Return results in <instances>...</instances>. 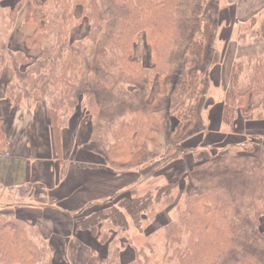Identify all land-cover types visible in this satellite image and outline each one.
Instances as JSON below:
<instances>
[{"label":"trees","instance_id":"trees-1","mask_svg":"<svg viewBox=\"0 0 264 264\" xmlns=\"http://www.w3.org/2000/svg\"><path fill=\"white\" fill-rule=\"evenodd\" d=\"M205 1H33L25 17V24L34 27V32L26 38V48L42 50L33 61L25 55L27 50L0 53V72L11 66L17 76V83H10L8 87V97L14 103L26 98L44 104L49 101L46 105L58 150L62 114L76 108L80 100L86 98L82 94L92 93V102L100 109L94 112L89 99L95 134L91 140L94 148H98L94 139L102 145L103 157L111 168L128 171L152 164L157 159L163 160L165 165L176 155L171 156L172 149L163 151L162 136L167 132L170 142H181L186 139L192 123L199 119L197 102L206 86L198 65L204 62L215 24L202 17ZM76 7L81 8L91 26L84 39L70 41L65 24ZM15 10L11 9V13L15 14ZM262 13L259 26L260 35L264 37V10ZM256 18L250 20L251 25L257 23ZM58 19L62 26L57 47L45 48L57 33ZM102 29L106 37L103 49L111 57L97 68L102 77L108 76L101 88L106 93V103L101 99L105 96L102 97L99 82L87 84L88 80L85 81L89 92L81 88L83 81L80 80L83 71L90 70L84 60L85 42L92 41L95 31ZM140 31L145 33L150 46V66L135 58ZM178 53L180 64L175 69L172 60ZM263 55L240 58L232 66L223 110V122L232 130L239 117L264 120ZM243 64H248L246 70L256 64L245 79H242ZM45 66L49 67L47 74H44ZM30 74L35 78L33 84L26 81ZM153 78L158 82L154 94L152 88L156 82ZM120 83L126 89L118 95L116 87ZM35 91L39 93L36 95ZM8 143L0 127V152H6ZM184 181L186 185L181 195L186 192V197L182 204L177 203L174 195L179 183L170 181L160 186L155 196L131 194L114 203L117 196L114 194L83 210L75 219V231L89 233L107 246L104 257L96 256L97 250H92L96 256L94 264H123L124 245L114 232L118 235L126 232L130 218L141 233H146L143 220L148 218L154 222L165 210L167 221L162 230L169 264H264L263 157L260 158L251 146L244 147L241 153L227 151L214 159L194 163ZM172 206L178 210L175 218L169 216ZM104 227L107 228L105 232ZM32 232L40 233L39 227L30 220L0 213V264H53L52 260L43 259V249L38 251L43 243L36 241ZM145 236L148 238L150 233ZM149 250H152L150 243H146L128 264H150Z\"/></svg>","mask_w":264,"mask_h":264},{"label":"crops","instance_id":"crops-1","mask_svg":"<svg viewBox=\"0 0 264 264\" xmlns=\"http://www.w3.org/2000/svg\"><path fill=\"white\" fill-rule=\"evenodd\" d=\"M35 1L42 3L44 0ZM228 7L232 8L231 11L226 10ZM242 7L245 9H242L244 14L242 11L243 15L240 17ZM249 8L252 14L257 15L259 9H264V0H230L224 6L218 5L219 12L210 42L211 45L219 40L225 44L231 43L233 51L231 49L228 53L222 52L223 60L218 61L216 65L230 64L231 70L235 58L251 55L246 52L250 47L242 48L239 38L234 36L236 27L249 17L246 16ZM25 17L23 24L31 29V33L25 37L26 41L34 29L25 24ZM15 32L16 30L11 33L9 46ZM25 41L23 46L20 44L14 47L12 43L13 51L26 50ZM253 49L256 51L257 48ZM206 59L208 58L205 55ZM13 78L12 68L4 67L1 70L0 127L9 143L6 152H0V210L13 211L16 217L32 221L42 231L43 228L52 230V235L47 238L51 247H57L62 242L66 246L65 243L78 239L79 233H75L76 217L90 205L110 199L112 195L119 194L122 190L125 191L129 181L124 177L128 175L132 178L133 181L130 183L133 184L137 179L131 172L135 171L128 170V173L112 171L106 162L100 161L96 164L94 154L89 151L81 152L79 154L81 160L76 161L67 146L70 142L67 134L74 138L71 131L78 132L77 125L74 126V115L70 119L71 131L69 128H62L61 146L57 150L46 103L36 102L34 106L31 98L14 103L8 97V87ZM216 87L221 89L209 88L207 96L209 101L204 107L202 120L199 121L203 128L190 133L187 138L196 143L179 154V158L184 160V165L190 168L196 162L210 160L208 156L206 159L202 157V153L210 150L218 153L221 150L226 152L240 149L237 153H241L244 146L249 145L258 156L260 154L261 157L264 156V120H245L239 117L234 130L230 129L223 122L226 88H222L221 85ZM205 100L206 98L204 102ZM212 139H215V142H209ZM88 140L89 134L88 137L85 136L82 144H88ZM95 167L97 168L93 169ZM261 226L264 230V217Z\"/></svg>","mask_w":264,"mask_h":264},{"label":"rangeland","instance_id":"rangeland-1","mask_svg":"<svg viewBox=\"0 0 264 264\" xmlns=\"http://www.w3.org/2000/svg\"><path fill=\"white\" fill-rule=\"evenodd\" d=\"M33 1L36 2L35 0H0V53H6L8 51H13L12 49L13 47L11 45L12 43L14 47L18 45L20 46V44L21 46L24 45L25 37L31 33V29L27 28L23 24L24 17H25L26 11L28 10L27 8H28L29 3ZM38 1H42V0H38ZM229 1L230 0H206L202 17L205 19V21L207 20L208 21L214 20V22L217 21L216 17L219 12V10L217 9L218 5L224 6L225 4L229 3ZM243 7L240 9V13H239L240 17H242V15L244 14L243 10L245 8L243 9ZM13 8L14 10L16 9L15 14L11 13V9ZM231 9L232 8L228 7V9L226 10L231 11ZM263 10L264 9H259V13L256 15L254 13L252 14L251 9L249 8V13L246 15L249 17L245 18L244 21H241L243 23L240 22L241 23L240 26L236 27V30L234 31L235 32L234 36L236 38H239V42H240V45H242V48L250 47V49H247L246 52L247 54L251 53V55L239 56L235 58L234 62L243 57H251V56L255 57L256 55L264 54V37L260 35V26H259L262 21V17H263L262 11ZM242 11H243V14H241ZM40 15L42 16L43 12H41ZM107 15H109L108 12H107ZM254 15L257 17L256 18L257 23L255 25H251L250 20L254 17ZM13 17H14L13 22H10V19ZM104 23H107V22H104ZM57 25L58 27L56 28V31H55L57 33H55L50 39V41L46 43L45 48L48 46H53V45H55V48L57 47L56 42L57 40L60 39V36L58 33L61 32L60 28L62 26V22L59 19H58ZM65 25H66V30L68 29L67 36H68V39H70V41L84 39V37L89 33L90 26H91V24L85 18L84 13L82 14L80 7L75 8L74 14L72 13L71 19H68ZM103 26H105V24H103ZM31 28L34 29V27H31ZM15 30H16L15 36H14L13 41L10 44L11 46L10 47L9 39H10L11 33ZM212 32H213V29H212ZM94 35H95L94 38H91L93 42L92 41L85 42L87 45H90V46H87L85 44L86 51L84 53L85 63L87 62L90 70L85 69L83 71V74L80 77V80L83 81V84H81V88L83 90H89L88 87L85 88V86L87 85L84 82L87 80H88L87 84H89L90 82L92 83L99 82L98 86H99L100 92H102V97L103 95L105 96V98L103 97L101 99H103V103H106L107 101L106 93L103 92L101 88H102V81L106 80L108 76L102 77L101 71L99 72L97 68L99 64L109 62L111 57L108 56V54L105 53L103 49L104 47L103 43H105V40H106V37H104L105 36L104 29L96 30ZM211 35H210V39L212 37ZM208 48L209 49H207V53L205 54L206 58L208 59L206 60L204 59L205 63L203 62L202 64L198 65V68L201 70L200 72L202 73L203 81L206 86L204 95L197 102V109L199 108V119L192 123L191 129L189 130L188 134L185 135L186 139L189 137L190 133L196 132L197 130H200L201 128H203V126L200 124L199 121L202 120V114H204L205 112L204 107L209 101L207 97L209 95V88L210 89H221V87H216V85H221L222 88H227L229 85V81L231 79L232 67H231V70H229L230 64L221 63L222 65L221 66V65H216V63L218 61L221 62V60H223L221 56L222 52L228 53L233 48L232 44L231 43L230 45L228 43L225 44L224 42L219 40L218 42L215 41L212 45H211V42H209ZM253 48H257L256 51H254ZM26 50H27L26 52L27 54L25 53V55H27L33 61V58H37V56L39 55L38 53L39 51L42 50V48H33L32 50H28V48H26ZM178 55L179 53L175 55L174 60H172L173 67L175 69L180 64V59H178ZM135 58L142 61V63L145 66L152 65V55L150 51V46L146 43V36H145V33L142 31L138 33ZM8 61L11 62V64L13 65V62L11 61L10 57L8 58ZM234 62L232 63V66ZM243 65L245 68V73L242 74L243 75L242 79H245L246 75L252 73V71L255 69L256 64H254L249 70H246L248 67V64H243ZM31 69L32 67L30 68V70ZM48 70H49V67L45 66L44 74H47ZM97 71L99 73H97ZM27 79L28 77L26 78V81H30L29 82L30 84L34 83V79H35L34 75L30 74L29 80ZM153 81L156 82L155 78H153ZM16 83H17V76H16V71H14V78L12 79L11 84L14 85ZM157 83L158 82H156V85L154 86V88H152V94H154V92L158 90ZM18 86L21 87V85H18ZM125 89H126V86L120 83L116 87V93L119 95L123 93ZM89 92L91 91L89 90ZM38 93H39L38 91H35L36 95ZM82 95L83 97H86V98H83V100L81 99L80 103L77 105L76 108L70 109V111L66 113H63L62 111L60 113V115L63 113L61 116V120H60V124L62 128H69L70 130V127H69L70 119L74 115V118H73L74 126L77 125V129H78V132L74 130L73 131L70 130L73 133L74 138L70 137L67 134V138L70 141L69 144L67 145L68 149L70 150L71 154H74L76 161L81 160L79 157V154L81 152L89 151V153L91 152L94 154V160L96 164L100 163V161L105 162V159L103 157V152H102L103 151L102 145H99V143H97V141L94 139L95 144L98 147V148H94L92 140H91L92 136H95V134H94L93 123H92V112L88 106V101L89 99L91 102L93 101L92 99L93 94L90 93V94H85V95L82 94ZM205 98L206 100L204 102ZM108 100H110V98H108ZM47 102L49 101H45V103ZM35 104H36V99L33 98L32 105L35 106ZM92 106L94 108L93 109L94 112L97 113L100 108L96 107L94 102H92ZM88 134H89V140L87 142L89 143L82 144L85 140V136L88 137ZM162 139H164L163 151H165L166 148L172 149L173 151L171 153V156L176 155V157L173 160H170L169 162H167L165 165L163 164L164 162L163 160L157 159L158 161L152 164H148L146 166H142L136 169H131L130 171H135L131 173L132 175L136 177L137 181H134V183L132 184V182L130 183V181H133L132 178L128 177V175L127 177L122 176L126 179V181H129L127 182V187L129 189L126 187L125 191L122 190L121 192H119V194L117 193L114 203H116L122 197L131 195V194L136 195V196H143L145 194L151 193L155 196L157 189L160 188V186L166 183H169L170 181L179 183V188H177L176 193L174 195L177 197V200H178L177 203L182 204L184 202L185 197H186V192L183 195H181V189L182 187L183 189L185 188L186 181H184V179H185V175L188 174L190 167H188L187 163H186L187 166L184 165L183 163L184 160L182 158H179L180 156L179 154H181L182 150L193 145V143H196V142H193L194 140H188V139L187 141H185L186 139H184L181 142L172 143L168 139L167 132L162 136ZM214 140L215 139H212V141H209V142H215ZM76 145L78 148H76ZM248 146L249 145H245L244 147H248ZM75 149H78V151L76 152ZM238 150L240 149H231L229 152L230 153L240 152ZM223 152L225 153L224 150L223 151L221 150V152L219 151L218 153H216L215 150H210L207 153L206 152L202 153V157H205L206 159V157L208 156L211 160V159H214V157L216 156L222 155ZM259 156L261 158V154ZM89 158L91 159L90 155H89ZM263 162H264V156H263ZM89 164H92V163L89 162ZM96 168L97 167L93 169H96ZM112 169H113L112 171H117L119 173H126L125 171H118L114 168ZM128 172L129 171H127V173ZM172 207L173 209L169 208L170 209L169 216L171 218H175L178 213V210H176V207L174 206ZM165 211H163L160 218L154 222L149 220L148 218L143 220V229L145 228L146 233L148 232L150 233V236L148 238L145 236L146 233L144 232L141 233L135 227L132 219L130 218H128V221L130 223L129 229L126 232L119 233V235L116 232H114V234H116L115 235L116 238H119L120 242L122 241L124 245V249L122 250V263L123 264H128L129 261L134 259L135 252L138 251L146 243H150V247L152 249V250L147 251V254L150 256V264H169L168 263L169 261L167 262V259H166L169 253L166 247L164 230H162V226L167 221V216H166ZM0 213H3V214L7 213V214L14 216V212L7 210V209L0 210ZM43 230L44 231H42L39 228V231H40L39 235H35L33 234V232L31 233V235L34 237L36 241L43 243V245L39 246V249L37 248L38 251L40 250V248L43 249L44 251L43 259H46V260L50 259L52 260L53 264H94V259L96 256L104 257V255L107 254V246L101 245L99 243V240L95 236L91 235L90 237L89 233L80 232V231L78 232L75 231L76 234L79 233L78 239L76 238L77 242L73 240L71 242L65 243L66 246L63 245V242H62L61 245H58L57 247H48V245L50 246V241L48 240L49 239L48 236L52 235L53 231L50 230L49 228H43ZM102 230L103 232H105L107 231V228L104 227ZM93 249L97 250L96 256L92 254ZM174 264H177V263H174Z\"/></svg>","mask_w":264,"mask_h":264}]
</instances>
